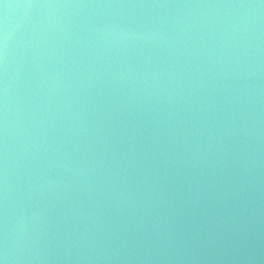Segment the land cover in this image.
<instances>
[{
  "label": "water",
  "instance_id": "obj_1",
  "mask_svg": "<svg viewBox=\"0 0 264 264\" xmlns=\"http://www.w3.org/2000/svg\"><path fill=\"white\" fill-rule=\"evenodd\" d=\"M0 264H264V0H0Z\"/></svg>",
  "mask_w": 264,
  "mask_h": 264
}]
</instances>
